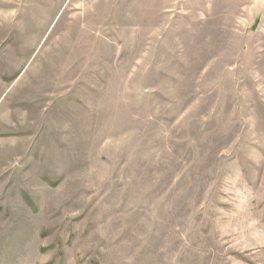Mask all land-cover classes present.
<instances>
[{
	"label": "rangeland",
	"instance_id": "obj_1",
	"mask_svg": "<svg viewBox=\"0 0 264 264\" xmlns=\"http://www.w3.org/2000/svg\"><path fill=\"white\" fill-rule=\"evenodd\" d=\"M0 264H264V0H0Z\"/></svg>",
	"mask_w": 264,
	"mask_h": 264
}]
</instances>
